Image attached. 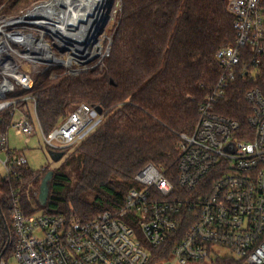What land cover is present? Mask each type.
<instances>
[{"label": "built area", "instance_id": "1", "mask_svg": "<svg viewBox=\"0 0 264 264\" xmlns=\"http://www.w3.org/2000/svg\"><path fill=\"white\" fill-rule=\"evenodd\" d=\"M228 10L233 15L235 40L216 53L219 79L200 104L194 131L179 134L174 169L146 163L123 206L90 220L73 211L26 213L16 199L10 254L16 264H148L151 248L165 245L180 230L184 232L168 264L211 262L221 256L217 248L227 249V255L246 264H264V3L229 0ZM25 13L14 18L0 16V113L13 115L8 130L0 136V148L7 149L1 163L8 178L28 164L24 154L9 149V128L26 135L27 142L35 128L20 103L31 101L37 115L32 96H6L18 88L33 87V70L25 63H43L47 69L64 62L45 38L48 27L27 19ZM43 26L46 29L39 28ZM45 44L55 57L42 56ZM66 73L79 71L67 65ZM240 77L251 83L245 93L251 107L248 131L238 120L215 111L216 103ZM17 111L21 115L15 120ZM96 114L103 115L94 105H77L49 134L43 133L45 141L55 151L73 147L83 139ZM36 124L40 127L38 119ZM0 264H9L3 254Z\"/></svg>", "mask_w": 264, "mask_h": 264}, {"label": "trees", "instance_id": "2", "mask_svg": "<svg viewBox=\"0 0 264 264\" xmlns=\"http://www.w3.org/2000/svg\"><path fill=\"white\" fill-rule=\"evenodd\" d=\"M43 1L47 0H0V16H21ZM228 2L122 0L120 21L102 68H88L76 75L63 70L53 73L55 68H51L35 78L31 89L18 88L6 96H32L37 118L31 101L20 106L34 126L38 119L45 135L81 103L101 106L105 120L64 150L61 165L51 169L45 204L38 197L49 170L25 165L10 178H0V254L5 257L12 252L15 235L11 213L16 199L26 213L39 209L52 214L73 211L90 220L123 206L146 163L175 166L179 134L194 131L200 104L212 94L219 79L216 53L236 37ZM250 86L245 79H236L215 109L238 120L246 131L250 130L251 107L245 93ZM12 120L10 111L0 113V136ZM32 181L37 187L29 192ZM183 232L178 231L165 245L151 248L148 264L169 259ZM210 264L246 263L224 255Z\"/></svg>", "mask_w": 264, "mask_h": 264}, {"label": "rangeland", "instance_id": "3", "mask_svg": "<svg viewBox=\"0 0 264 264\" xmlns=\"http://www.w3.org/2000/svg\"><path fill=\"white\" fill-rule=\"evenodd\" d=\"M109 1H110L109 2V10L110 11L108 10L109 11L108 12V18H107V20L103 26V29L99 33L100 36L98 35V38L100 40H102L101 41V43H102L101 51L102 52H100V54L97 57L91 59L86 64L79 63L78 61L73 60V59H70V61H69L70 51L67 48V46L62 45L60 43L59 37L55 33L51 32V31H46L45 32V38L47 39V41L50 42L52 50L57 53V56L63 58L64 62L60 63L59 65L55 64L53 66H50L47 69L45 68L46 65L43 63L40 66H35L34 61H32V62L30 61L33 66L30 64V62L25 63L26 66H30V69L33 70L32 74H33L34 78H36L39 74H41L44 71L49 70L51 68H55L52 71L53 73H56L57 71L59 72L61 70L65 71V73H66L67 65L73 66V68H75V70H78L79 72L80 71H86L88 68H92V67L102 68V66H103L102 62H103L104 57L109 55L110 45L112 42V35L115 32V29L119 24L120 12H121V8H122V0H109ZM109 13H111V14H109ZM113 13H114V15H113ZM25 14L27 15V13H25ZM39 28H41V29L45 28L46 29V27H44V26L39 27ZM41 29H39L36 33L40 34ZM53 57H55V56L52 54L50 58H53ZM74 65H76V67H74ZM56 68H58V69H56ZM20 115L21 114L17 111L16 115H15V120H18L20 118ZM104 120H105L104 115H97L96 114L94 116V123L91 125L90 128L87 129V131L84 134V137L87 136L90 132H92ZM8 134H9V142H10L9 143V149L11 151H13L15 154L20 153V152L22 154H24L28 160L27 166L30 169H33V170L47 169V170L51 171V169L57 168L58 166L61 165L63 159L55 161L51 157V155H50L51 148L49 147V145L45 141L44 136H43V132L41 131V128L38 127L37 124L35 125L33 133L29 136L28 142L26 141L27 136L26 135H17L14 127L9 128ZM6 151H7L6 148L0 150V178L4 177L5 173H6L5 168L1 163V159H4L6 157ZM36 187H37V182L32 181L28 186V191L31 192ZM43 211H44L43 209H39L36 212H43ZM216 250L218 251V253L221 256L228 254L227 249L217 248ZM5 258L8 260L9 264H16V261L9 254H7L5 256ZM173 259L174 258L171 257V259H169V260L173 261ZM168 263H169L168 260H161L160 262H158L156 264H168ZM187 264H210V261H208V260H206V261H190Z\"/></svg>", "mask_w": 264, "mask_h": 264}, {"label": "bare ground", "instance_id": "4", "mask_svg": "<svg viewBox=\"0 0 264 264\" xmlns=\"http://www.w3.org/2000/svg\"><path fill=\"white\" fill-rule=\"evenodd\" d=\"M109 2V0H50L31 10L27 14V19L44 23L49 31L55 33L60 43L69 49V61L73 59L79 63H86L102 52V40L98 35L108 18ZM44 47L45 52L42 56L50 58L52 53L49 45L45 44Z\"/></svg>", "mask_w": 264, "mask_h": 264}, {"label": "water", "instance_id": "5", "mask_svg": "<svg viewBox=\"0 0 264 264\" xmlns=\"http://www.w3.org/2000/svg\"><path fill=\"white\" fill-rule=\"evenodd\" d=\"M48 1H50V0L40 2L37 5H35L32 9H35L37 6H39L41 4H44V3L48 2ZM95 111L98 114H102L103 113L102 107L98 106V105L95 106ZM64 153H65L64 151L50 150V155L55 161L60 160L64 156ZM52 176H53V171H48L47 174L44 176V178L41 181L40 192H39V197L38 198H39V201L42 204H45L47 202V198H48V194H49L48 183H49L50 179L52 178Z\"/></svg>", "mask_w": 264, "mask_h": 264}, {"label": "crops", "instance_id": "6", "mask_svg": "<svg viewBox=\"0 0 264 264\" xmlns=\"http://www.w3.org/2000/svg\"><path fill=\"white\" fill-rule=\"evenodd\" d=\"M10 143V142H9Z\"/></svg>", "mask_w": 264, "mask_h": 264}]
</instances>
